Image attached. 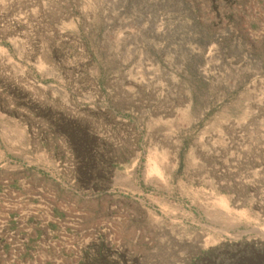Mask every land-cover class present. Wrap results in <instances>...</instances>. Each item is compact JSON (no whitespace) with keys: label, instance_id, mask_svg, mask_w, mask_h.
<instances>
[{"label":"rangeland","instance_id":"obj_1","mask_svg":"<svg viewBox=\"0 0 264 264\" xmlns=\"http://www.w3.org/2000/svg\"><path fill=\"white\" fill-rule=\"evenodd\" d=\"M37 158L52 264H264V0H0V160Z\"/></svg>","mask_w":264,"mask_h":264},{"label":"crops","instance_id":"obj_2","mask_svg":"<svg viewBox=\"0 0 264 264\" xmlns=\"http://www.w3.org/2000/svg\"><path fill=\"white\" fill-rule=\"evenodd\" d=\"M37 150L45 156L49 153L45 146ZM50 152L54 153V149ZM42 159L30 164L0 160V264H52L53 250L59 249V240L53 235L54 219L46 213L51 203L41 205L31 199L37 193H52L54 177L38 163ZM23 165L33 167L26 170ZM22 206L27 208L19 209ZM42 207L46 214L38 218L36 211Z\"/></svg>","mask_w":264,"mask_h":264},{"label":"flooded vegetation","instance_id":"obj_3","mask_svg":"<svg viewBox=\"0 0 264 264\" xmlns=\"http://www.w3.org/2000/svg\"><path fill=\"white\" fill-rule=\"evenodd\" d=\"M223 1V0H222ZM227 1V0H226Z\"/></svg>","mask_w":264,"mask_h":264}]
</instances>
